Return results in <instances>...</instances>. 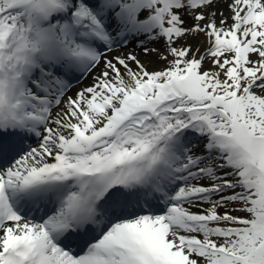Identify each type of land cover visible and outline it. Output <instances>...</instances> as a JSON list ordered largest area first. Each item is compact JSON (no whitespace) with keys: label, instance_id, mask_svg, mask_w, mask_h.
I'll return each instance as SVG.
<instances>
[{"label":"snow or ice","instance_id":"6c2138e0","mask_svg":"<svg viewBox=\"0 0 264 264\" xmlns=\"http://www.w3.org/2000/svg\"><path fill=\"white\" fill-rule=\"evenodd\" d=\"M0 264H264V0H0Z\"/></svg>","mask_w":264,"mask_h":264},{"label":"bare ground","instance_id":"6f19581e","mask_svg":"<svg viewBox=\"0 0 264 264\" xmlns=\"http://www.w3.org/2000/svg\"><path fill=\"white\" fill-rule=\"evenodd\" d=\"M87 83H88V81L86 80L84 84L87 85ZM79 86H80V85H78V87H79Z\"/></svg>","mask_w":264,"mask_h":264},{"label":"rangeland","instance_id":"374dc122","mask_svg":"<svg viewBox=\"0 0 264 264\" xmlns=\"http://www.w3.org/2000/svg\"><path fill=\"white\" fill-rule=\"evenodd\" d=\"M201 39H203V37H201ZM84 83H85V81H84Z\"/></svg>","mask_w":264,"mask_h":264}]
</instances>
